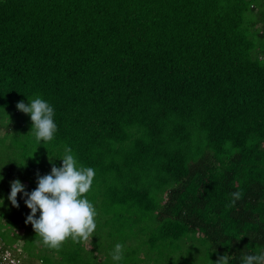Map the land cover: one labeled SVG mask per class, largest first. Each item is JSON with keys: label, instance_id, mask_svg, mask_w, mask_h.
Returning <instances> with one entry per match:
<instances>
[{"label": "trees", "instance_id": "trees-1", "mask_svg": "<svg viewBox=\"0 0 264 264\" xmlns=\"http://www.w3.org/2000/svg\"><path fill=\"white\" fill-rule=\"evenodd\" d=\"M36 97L57 125L39 144L16 108ZM0 111L15 116L0 177L11 167L31 192L66 148L95 171L96 229L59 249L25 223L28 207L10 209L0 179L2 242L39 264L264 253V0H0Z\"/></svg>", "mask_w": 264, "mask_h": 264}, {"label": "clouds", "instance_id": "clouds-1", "mask_svg": "<svg viewBox=\"0 0 264 264\" xmlns=\"http://www.w3.org/2000/svg\"><path fill=\"white\" fill-rule=\"evenodd\" d=\"M16 108L30 114L31 130L38 144L53 139L57 125L53 119L54 109L47 101L36 97L27 105L22 101L17 102ZM94 177V169L78 167L72 149L66 148L62 165H53L49 174L38 176L37 187L31 192H26L18 179L13 180L8 199L12 206L19 207L16 197L18 193H23L26 197L24 203L31 210L25 223H31L46 247L59 249L69 238L74 242L88 240L96 229V211L85 196L91 189ZM240 196L239 192L233 193L234 200ZM123 251L124 246L117 243L110 253L112 260L121 261ZM216 264H228V257H219ZM242 264H264V253L245 255Z\"/></svg>", "mask_w": 264, "mask_h": 264}, {"label": "rangeland", "instance_id": "rangeland-1", "mask_svg": "<svg viewBox=\"0 0 264 264\" xmlns=\"http://www.w3.org/2000/svg\"><path fill=\"white\" fill-rule=\"evenodd\" d=\"M14 113H15V110H14ZM14 119H15V116L12 118H8L6 116V114H4L3 111H0V136H1V134L4 133L5 126L11 127L14 125V121H13ZM2 178L3 179L6 178V179H4L5 180V186L8 189L5 191V196L8 197L10 194V191H11V182L13 180H17L15 172L11 169V167L3 168L2 169ZM21 183L24 185L23 182H21ZM24 187H25V185H24ZM17 196H18V199H20V200L25 198L23 193H18ZM8 202H10L9 199H8ZM18 204H19V207L11 206L10 209L11 210H12V208L13 209H20V208L26 209L25 207H27L25 203H19L18 202ZM4 221H5L4 218L0 217V254H4V255L8 256L10 259L12 258L14 260H18V262L20 264H38L37 258L27 255L26 252L21 249V247H20L21 241L20 240H18L17 242H14L13 246L6 245L5 243L2 242L1 236L3 237V234L1 233V228L4 226L1 223L2 222L4 223ZM9 222H11V221H9ZM11 223L14 224V222H11ZM86 241H88V240H86ZM38 245L34 246L31 249V251L33 253H35L37 251ZM85 245L87 246V243ZM146 256L147 255H145V254H139V261L137 264H152V261L149 260Z\"/></svg>", "mask_w": 264, "mask_h": 264}, {"label": "built area", "instance_id": "built-area-1", "mask_svg": "<svg viewBox=\"0 0 264 264\" xmlns=\"http://www.w3.org/2000/svg\"><path fill=\"white\" fill-rule=\"evenodd\" d=\"M0 264H20L18 260L10 259L4 254H0ZM39 264V263H38Z\"/></svg>", "mask_w": 264, "mask_h": 264}]
</instances>
